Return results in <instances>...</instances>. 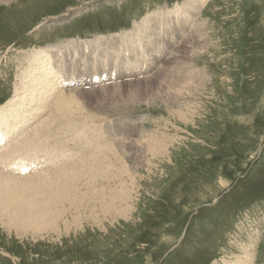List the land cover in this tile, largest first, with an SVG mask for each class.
Listing matches in <instances>:
<instances>
[{
    "label": "rangeland",
    "instance_id": "374dc122",
    "mask_svg": "<svg viewBox=\"0 0 264 264\" xmlns=\"http://www.w3.org/2000/svg\"><path fill=\"white\" fill-rule=\"evenodd\" d=\"M122 1L0 2V102L9 97L8 103L19 80L25 81L27 53L45 46L57 52L62 49L57 44L65 46L71 36H96L85 32L88 27L132 37L147 28V21L141 22L145 16L161 17L166 24L177 15L176 4L189 0H126L120 9L108 6ZM201 10L194 18V30L200 23L196 49L178 39L168 43L177 45V56L186 47L179 60L183 70L194 71L192 80L183 72L169 89L163 78L175 66L170 58L161 76L146 78L154 74L151 68L140 80L116 87L74 90L88 129L99 131L101 143L114 144L120 156L128 155L124 149L130 146L146 150L139 158L128 155L135 180L127 215L72 226L59 216L55 232L22 230L20 236L12 224H0V264H204L208 259L227 264L249 256L252 264H264V0H208ZM123 14L126 28H119ZM157 84L175 94L176 102L162 103L166 91ZM134 94L131 102L112 97ZM106 96L113 103L106 104ZM86 125L81 126L86 130ZM7 131V124L0 128V134ZM160 138L162 146L151 153L149 143ZM33 145L15 150L18 162H40ZM5 169L6 160L1 172Z\"/></svg>",
    "mask_w": 264,
    "mask_h": 264
},
{
    "label": "bare ground",
    "instance_id": "6f19581e",
    "mask_svg": "<svg viewBox=\"0 0 264 264\" xmlns=\"http://www.w3.org/2000/svg\"><path fill=\"white\" fill-rule=\"evenodd\" d=\"M10 1L0 0L1 3H10ZM207 1L189 0L182 5L176 4L173 9L177 15L170 17L166 24L161 17L157 19L145 16L141 22L146 24L147 21V28H143L141 32L132 37L121 39L119 34L99 37L91 42H77V39H74L69 41L67 46L79 45L81 48H86L90 44L106 46L116 43L117 52H112L115 56L119 55L122 46L130 47L131 50L137 46L139 50L132 52L129 57L140 55L146 60L148 70L153 68L151 70H154V74L146 78L158 77L162 72H168L165 65L171 58V62L175 66H172L171 70L169 69L168 76L163 78V82L169 89H174L180 74L187 72L192 80L194 71L183 70L184 63L179 60L186 47L183 49L181 47L180 55L177 56L175 55V51L178 52L177 45L173 48L168 43L171 40L177 42L178 39V42L192 44L196 49L197 43L195 42H198L196 37L200 35L198 30L200 23L194 30L196 26L194 18L200 16L199 11L204 8ZM137 27V24L134 23L133 29L136 30ZM136 39L141 40L135 41ZM156 41H162L169 50V54L162 63H160L162 49L155 46ZM122 43L124 44L122 45ZM147 44H151L148 49L154 50L155 58L159 60L160 64L157 67H153L147 60L150 53L147 50ZM53 50L54 52H52ZM55 52V46H46L39 50L26 52L22 62V64H28V69H24L23 74L25 81L19 80L18 86L14 87L10 101L0 106V128L5 124L8 125V131L0 134V224L4 226L12 224L11 229L19 236V232H23L22 230H30L38 234L55 232L59 216L69 219L65 224L72 226L80 224L84 219L99 223L102 218L125 214L130 208L125 204L129 202L131 188L135 180L129 165H127L129 156L136 155L138 157L146 153L143 148L130 146L128 149H124L129 156H120L119 152L113 151L114 144L111 146L101 143L99 131L90 129L84 131V127L81 125L85 126L88 121L84 120V113L79 107L77 93L76 97L74 91L62 94L56 86V80L59 77L56 75L66 71L62 72L65 67L60 64ZM136 66L137 63L135 68ZM116 86L118 85H113V87ZM157 86L166 91V100L162 103L176 102L175 94L169 92L170 90H165L164 85L157 84ZM19 88H21V92L18 91ZM52 89L53 91L49 93ZM56 91L60 94L58 98L54 97V94H58ZM117 95H120V92H117ZM138 95L144 96L145 91H139ZM112 97H116L119 101L131 102L135 99L136 94L125 99L116 95ZM106 100V104L113 103L107 96ZM53 101H55L54 109L51 108ZM44 111H47V114L43 117ZM86 126L88 127V125ZM83 132L84 134H82ZM6 139L8 140L4 141ZM163 141L160 138L149 143V147L153 148L151 153L155 149H159ZM32 142L34 149L31 150L40 155L37 159V162H40L29 164L18 162L19 156L15 150L29 149ZM124 148H126L125 145ZM27 156L30 159L35 157L32 154ZM5 160L6 169L1 172ZM148 163H150V159ZM27 168L30 169L24 171ZM50 215H52L51 219H49ZM100 218L101 220H99ZM38 224H41L40 228ZM250 261L249 256L247 259L240 258L227 264H252Z\"/></svg>",
    "mask_w": 264,
    "mask_h": 264
},
{
    "label": "flooded vegetation",
    "instance_id": "af4514ba",
    "mask_svg": "<svg viewBox=\"0 0 264 264\" xmlns=\"http://www.w3.org/2000/svg\"><path fill=\"white\" fill-rule=\"evenodd\" d=\"M198 232H199V231H198ZM198 232H196V231L194 232V233L196 234V236H197Z\"/></svg>",
    "mask_w": 264,
    "mask_h": 264
}]
</instances>
